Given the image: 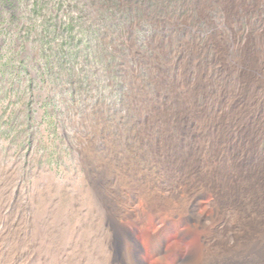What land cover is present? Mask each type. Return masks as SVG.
<instances>
[{
    "label": "rangeland",
    "instance_id": "374dc122",
    "mask_svg": "<svg viewBox=\"0 0 264 264\" xmlns=\"http://www.w3.org/2000/svg\"><path fill=\"white\" fill-rule=\"evenodd\" d=\"M242 50L264 54V0H0V250L14 230L29 236L38 211L42 264H103L105 206H122L144 219L121 223L142 264H195L207 246L208 264H264V181L248 168L264 172V137L255 163L171 126L167 140L148 120L179 82L192 108L251 125L264 84H240L263 77ZM200 188L205 228L172 218ZM149 194L167 212L147 213Z\"/></svg>",
    "mask_w": 264,
    "mask_h": 264
},
{
    "label": "bare ground",
    "instance_id": "6f19581e",
    "mask_svg": "<svg viewBox=\"0 0 264 264\" xmlns=\"http://www.w3.org/2000/svg\"><path fill=\"white\" fill-rule=\"evenodd\" d=\"M245 51L246 50H242L240 52V58L238 61L240 62L247 61L249 65H252L254 63L256 65V68L254 69V71L258 74L260 73V76H263V77H255V83L253 82L254 80L252 81L250 77H240V84L241 85L243 84L242 87L245 88L246 86L244 84L250 82L249 88L251 89V91H254L259 85L264 84V63H262V66L256 63V61L258 62L259 59H261V57H264V54L262 53L260 55L259 54L260 52L256 54H252L250 52H247V51L245 52ZM261 67L263 68L261 69ZM178 86H179V82L177 83L175 82L169 85V97L167 99V108H160L161 109L160 111H154V113H152V115L149 116V119H148L149 123H150V120L151 121L153 120V122L156 121L160 123V127L158 128V131L161 137H165V138L167 137V140H168V137L172 136L169 130L171 126L176 130L177 132L176 134L178 135V137L179 136L185 137V138L188 137L194 140L197 139L201 143L203 142L210 143L215 146L214 148H216L217 151L219 150L218 149L219 147H221V149L225 148L227 152L229 151L231 153L233 152L238 153L241 156L240 158H246L247 161H253L255 163L257 162L260 163V161H262L263 157L261 156L262 157L261 158L258 156V149L260 147L259 145L262 144L263 137H264V126L260 124V122L264 120V113L254 114L253 119H251L253 120V123H251V125L247 124L246 122H242L240 124L239 119H241V117L237 119L238 115H236L235 113L236 111L232 113H226V112L218 113L217 111L216 113L215 111H208L204 109L201 110V109L192 108L191 103L188 102L185 94L176 92V88ZM258 92H260V90ZM244 113H247V112H244ZM149 123L147 125L146 130L148 131V134L150 135L151 130L149 128ZM214 148H212L213 151H214ZM233 149H236V150H233ZM263 150H264V146H263ZM91 155H92L91 153L90 154L88 153L87 156L91 157ZM85 160H88V159H85ZM263 165H264V162H263ZM259 167H260V164L256 166L252 165L251 167H248L252 170V173L254 174L253 181L251 180L252 182L255 181V178L258 174H261L260 179H262V183L264 181L263 179L264 177L262 175L264 172L262 173L260 169L261 167L260 168ZM260 179H258V181H260ZM258 181L256 183L257 185L256 188H258L260 184V182ZM251 187L253 188V184L251 185ZM262 188H263L262 189V196H263L264 187ZM206 191L207 190L205 188H200V189L193 191V193L190 194L191 196L188 197L187 201L186 202L183 201L184 202L183 204L181 203L182 205H180V207L176 206L178 208L175 207V209H172V208L170 209L171 217L176 218L178 216H181L192 228H205L204 226L207 220V211L205 210V208L202 207L201 201ZM213 192H214L215 198L217 199L215 208H216V211H218V209L221 208L219 205V201H218V194L216 191H213ZM251 197L252 195L249 198L251 201L250 202L251 204H254L255 202H257L256 199L251 198ZM143 201L146 204L145 209L147 210L146 211L147 213H154L156 215H159L160 213L167 212V199L165 197H158L157 194L156 195L149 194V195L143 196ZM111 209H110V206H105V210H104L105 216L103 217L104 219L102 221V224L106 227L107 232H108L107 233L108 235L106 236V239H105V243H106L105 247L108 251V254L103 264H142L141 261H139L138 259V254L140 251L139 246L133 240L131 235L128 233L126 228L123 227L121 223H123V221L125 222L128 219H131L132 221H135L139 225H142V222H144L143 221L144 219H142V217L137 213L136 208L131 209V208L121 206L120 209L118 208L119 211L117 212H113ZM40 215L41 213L37 211L35 216H33L34 227L32 230H30V233H28L30 237L29 236L27 237L26 235L27 233L24 235H19V233L18 232L16 233L15 230H14V233L11 230L12 234H8L11 240L10 241L11 247L6 250H3V249L0 250V264H42V259L45 258L46 255L44 254L45 252H43L45 250L42 251L41 248L37 245V243L40 242L41 239L43 238L41 235L42 232H41V225H40ZM251 217H253V215ZM27 228H28V225H27ZM9 229L5 228L4 226H0V238ZM24 230L25 229H23L22 231ZM162 239L163 238H161L159 235L155 236L153 239L154 252L158 258H160L162 255ZM28 248L30 249L29 250L30 255L27 258L24 256L26 259L23 263L19 262L17 259V256H18L17 254L22 253L24 250ZM209 250L210 248L208 246L205 247V252H206L207 257H205V259L200 262H196V260H194L195 264H208ZM51 264H54V263H51Z\"/></svg>",
    "mask_w": 264,
    "mask_h": 264
},
{
    "label": "trees",
    "instance_id": "16d2710c",
    "mask_svg": "<svg viewBox=\"0 0 264 264\" xmlns=\"http://www.w3.org/2000/svg\"><path fill=\"white\" fill-rule=\"evenodd\" d=\"M11 0H4V4H9Z\"/></svg>",
    "mask_w": 264,
    "mask_h": 264
}]
</instances>
